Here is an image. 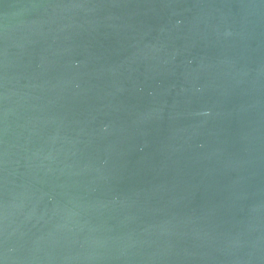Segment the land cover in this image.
<instances>
[{
  "label": "water",
  "instance_id": "water-1",
  "mask_svg": "<svg viewBox=\"0 0 264 264\" xmlns=\"http://www.w3.org/2000/svg\"><path fill=\"white\" fill-rule=\"evenodd\" d=\"M0 264H264V0H0Z\"/></svg>",
  "mask_w": 264,
  "mask_h": 264
}]
</instances>
